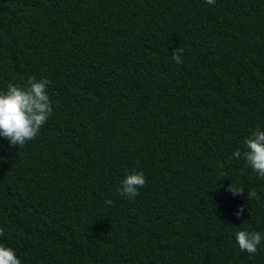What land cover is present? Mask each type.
I'll return each mask as SVG.
<instances>
[{
  "label": "trees",
  "instance_id": "trees-1",
  "mask_svg": "<svg viewBox=\"0 0 264 264\" xmlns=\"http://www.w3.org/2000/svg\"><path fill=\"white\" fill-rule=\"evenodd\" d=\"M32 76L51 117L0 137V245L21 264H264V239L235 240L264 234L243 157L264 131V0H0V91Z\"/></svg>",
  "mask_w": 264,
  "mask_h": 264
},
{
  "label": "clouds",
  "instance_id": "clouds-1",
  "mask_svg": "<svg viewBox=\"0 0 264 264\" xmlns=\"http://www.w3.org/2000/svg\"><path fill=\"white\" fill-rule=\"evenodd\" d=\"M207 4H215V0H205ZM183 48L173 51L172 58L176 63H182ZM51 82L47 79L37 80L29 77L23 86L9 83L6 90L0 91V137L5 138L11 146H23L35 139L53 113L52 102L47 92ZM246 150L243 152L246 166L250 167L260 178H264V131L257 128L244 141ZM241 157L238 149L233 154ZM146 185V177L142 172H132L121 181L118 194L133 199L139 195V189ZM227 191L235 195H243L244 188L230 184ZM249 199L256 197L255 191H248ZM108 205L111 200H105ZM244 212L241 207L235 215L239 218ZM4 229L0 228V236ZM264 239L260 232L240 230L235 234V240L241 251L256 254L258 246ZM0 264H21L16 252L8 246L0 245Z\"/></svg>",
  "mask_w": 264,
  "mask_h": 264
}]
</instances>
